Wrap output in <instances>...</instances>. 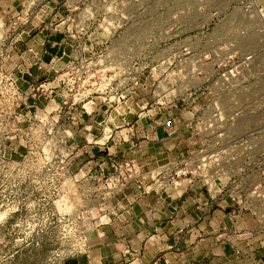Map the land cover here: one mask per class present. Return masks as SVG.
Listing matches in <instances>:
<instances>
[{
    "label": "rangeland",
    "instance_id": "obj_1",
    "mask_svg": "<svg viewBox=\"0 0 264 264\" xmlns=\"http://www.w3.org/2000/svg\"><path fill=\"white\" fill-rule=\"evenodd\" d=\"M58 25L83 62L48 99L54 77L24 87L8 64L25 34ZM95 99L170 129L187 116L193 149L253 144L264 178V0H0V264H67L126 189L116 162L135 160L96 169L72 141Z\"/></svg>",
    "mask_w": 264,
    "mask_h": 264
},
{
    "label": "crops",
    "instance_id": "obj_2",
    "mask_svg": "<svg viewBox=\"0 0 264 264\" xmlns=\"http://www.w3.org/2000/svg\"><path fill=\"white\" fill-rule=\"evenodd\" d=\"M67 31V25H58L24 35L8 64L20 84L52 79L78 61ZM52 87L59 89L57 83ZM130 101L109 105L95 99L94 107L84 105L71 122L72 141L88 144L96 159L89 166L101 170L109 161L105 156H121L135 160L141 175L67 264H264V231L251 219L231 221L228 199L214 203L196 184L180 189L153 184L163 163L196 143L183 127L187 116L174 117L170 129L157 111L148 116L129 111Z\"/></svg>",
    "mask_w": 264,
    "mask_h": 264
},
{
    "label": "built area",
    "instance_id": "obj_3",
    "mask_svg": "<svg viewBox=\"0 0 264 264\" xmlns=\"http://www.w3.org/2000/svg\"><path fill=\"white\" fill-rule=\"evenodd\" d=\"M82 62H72L65 71L55 74L53 81L48 84L47 94L45 92L48 99L56 94L52 85L57 79L75 75V68L79 69V63ZM75 77L78 78V75ZM41 88L43 85L37 86L36 91ZM257 150L255 145L242 144L238 140H230L225 146L217 148L199 146L163 163L154 176L153 184L162 189H180L184 183L199 185L208 193L212 202L223 199L231 202L232 207L228 213L231 221L251 219L257 223V231L263 232L264 178H261L257 166ZM115 170L116 175L123 178L124 184L117 190L125 188L141 175L132 160L123 161L121 165L116 162Z\"/></svg>",
    "mask_w": 264,
    "mask_h": 264
}]
</instances>
